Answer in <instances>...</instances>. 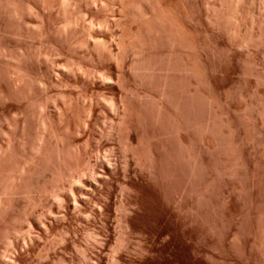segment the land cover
<instances>
[{"label":"bare ground","instance_id":"6f19581e","mask_svg":"<svg viewBox=\"0 0 264 264\" xmlns=\"http://www.w3.org/2000/svg\"><path fill=\"white\" fill-rule=\"evenodd\" d=\"M118 1L121 16L118 19L115 18L113 23V18L110 19L108 15L101 17L95 14L101 9L106 11L107 8L112 7L111 0H60L64 13L66 10L83 12L89 22L84 30V28L80 29L79 22L69 18L65 20L64 25L55 27L53 30L46 25L43 18L45 8L50 9V5L47 7L44 5V9L37 10L35 5L29 3L25 4L24 8V5L22 6L24 0H0V41L5 37L2 12L11 18H23L25 14L23 8H28L38 16L40 15L38 37L42 45L48 46L33 59L30 51L18 46L20 64L9 71L12 91L2 90L3 102L11 100L20 102L22 101L21 93L32 97L31 94L34 91L39 92L40 97L35 99L39 107V134L32 145L31 156H27L26 151L32 143L31 126L28 123V120L32 121V118L28 119V116L23 122H20L19 118L16 119L15 116L21 117L24 114L23 104H1L0 106L1 115H14L15 119L22 123L15 125L17 122L15 120L14 128H8L7 146L0 147V194L6 195L5 201L0 199V210L15 208L18 196L22 193H34V201L43 204L46 199L44 194L48 191H56L60 208L66 217L69 216L70 226L71 223L75 225L81 212L88 211L84 209L86 202L82 195L88 194L86 186L90 185L99 192L103 191L106 196L104 203L100 201V207L90 210L91 213L103 215L107 223L108 219L114 216L115 223L120 227L115 246L116 253L130 247L131 236L136 232L132 217L141 207L140 194L144 189L169 203L172 207L169 214L176 222L179 219L196 221L194 194L196 168L199 160L204 164L208 162L210 158L208 153L213 147L210 136L213 132L211 112L204 107V110L208 112L202 113L204 111L201 112L203 110L201 104H205L206 108L210 107L215 88V69L211 63V51H209L211 48L209 49L208 44L212 42L210 40L212 29L209 28L212 18L208 12L199 15L195 13L197 16L194 13L185 12L181 4L184 2L181 0ZM224 1L218 4L224 7L228 4L227 2L224 5ZM231 1L232 12L229 13L231 16L228 15L233 21L230 20L232 25L236 22L234 25L237 26L240 5L251 3L252 0ZM242 6L244 8V5ZM227 10L230 12L229 9ZM239 20V24L242 23L243 20ZM114 24L116 26L119 24L122 28L117 39L114 37ZM237 28L240 29L239 25ZM52 31L57 33V38H51ZM198 31H201L200 33L203 31L205 40L209 41L205 43L206 46H202L203 43L198 41L197 36H200ZM80 33H84V37ZM263 34L261 31L258 35L261 38ZM242 37L243 42L252 38L248 34ZM58 40L69 44L68 49L72 51L71 55L74 56L77 53L79 56L74 57H80V60L75 58L77 60L74 62L77 63L75 69L74 67L69 69L70 64L62 67L63 76L57 74L53 76L51 69L53 66L46 60V57H55L62 51ZM53 43L54 49L50 47ZM78 49H80L79 52ZM86 60L90 62L92 69L88 67V63L83 62ZM31 65L35 67V70ZM54 84L68 89V92L75 88V91L80 90L79 93H91L90 100L87 98L89 104H87L83 132L80 131L75 135V139L79 135H86V142L83 143L86 145L83 151H79L82 152V160L86 167L80 173L76 170L77 174L73 172L75 170L73 163L76 158L81 160L80 157L73 158V154L75 157L76 153L72 154L73 150L69 152L66 134L61 135L53 128L52 118L56 117V114L60 122L62 120L66 122L64 129L67 131L68 127L70 128L69 123L67 126L69 106L66 105L64 110L55 113L50 109L53 102L47 95L52 91ZM99 100L102 103L104 101L103 108H99ZM101 109L103 113L107 111L105 114L102 113V116ZM200 112L203 116L205 115L202 122L199 121ZM108 113L107 118L110 119L108 121H110L111 129L108 132L100 131L98 126L103 120L107 121L105 115ZM199 130L202 131L201 138L205 154L198 149L202 147L199 143ZM116 139L121 142L119 155L114 147ZM89 144L95 145L96 154H93V150H89ZM77 146L76 148L81 150ZM102 150L107 151L105 165H100L99 161ZM7 162L15 163L13 168L9 166L11 170L5 168ZM79 164L77 162V165ZM67 173H71L73 177L70 178L72 179L70 181L72 182L71 195L62 194L59 191L67 185V179H65ZM85 174L92 177V180H87ZM183 182L186 183L183 185L185 187L182 188L183 190L176 188ZM169 186L175 188L172 192L168 190L170 194L167 192ZM50 211L55 214L60 209L53 208ZM58 222L60 223L58 219H53V223H49L46 229L56 227ZM38 226L39 222H31L28 231L30 239L34 240L33 229ZM74 227L69 231L65 228L66 233L74 232L75 234L76 227ZM65 231L60 239L64 245L69 241ZM92 237L93 244H96L98 241L96 234H92ZM142 242L140 246L145 248V240ZM52 246L54 248L56 245ZM87 246L83 250L85 256L90 255ZM104 246V243L100 245L101 248ZM27 247L30 250L31 246ZM49 248L51 246L48 247V252L43 254L45 258H48L49 251L53 250ZM15 254L19 258L18 263L23 264L24 255L17 251ZM120 259L117 254H114L111 264L119 263ZM102 261L100 252H97L94 264H102ZM0 264L8 263L0 261Z\"/></svg>","mask_w":264,"mask_h":264},{"label":"rangeland","instance_id":"374dc122","mask_svg":"<svg viewBox=\"0 0 264 264\" xmlns=\"http://www.w3.org/2000/svg\"><path fill=\"white\" fill-rule=\"evenodd\" d=\"M111 1L112 7L107 8L106 11L99 9V12L95 11L98 13H94L101 17L108 15L110 19L113 18L112 22L115 23V18L118 19L121 16V7L118 0ZM181 1L184 2L181 4L185 12L197 15L208 12L212 18L209 24L213 38L210 39L212 40V42L210 41L211 45L209 41L208 43L205 40L203 31L202 33L198 31L200 36H197L198 41L203 43L202 46H206L205 43H208L209 49L211 48L209 51H211V63L215 69V88L210 107L206 108L205 104H203L205 106L201 104V109H203L201 112L204 111L202 113L208 112L205 110L209 109L211 112L213 132L210 136L213 147L209 150L208 162L204 164L199 160L197 165L199 169L196 168L197 176L195 175L194 183L196 221L179 219L176 222L169 214V210L172 208L169 203L163 198L160 200L151 191L144 189L140 194L141 207L132 217L136 232L131 236L130 247L116 253L115 246L120 233V227L115 223L116 218L111 216L107 223L103 215H95L90 211L100 207V201L104 203L106 196L103 191L99 192L90 185L86 186L88 194L85 193L82 196L86 202L84 209L88 211L81 212L76 221L77 224L71 223V226L69 216L66 217L60 208L56 191L46 192L43 204L34 201V193L25 192L18 196L15 208L0 210V261L19 264V258L15 254L17 251L25 257H23V264H94L97 252H100L102 256V264H111L114 254L121 258L117 264H264V34L261 38L258 35L261 31L264 33V0L242 3L244 8L242 5L239 7L237 26H235L236 22L233 25L231 23V14H229L232 12L230 9L232 8L230 7L231 0H225L226 2L221 0L224 1V5L227 2L229 4L224 7L218 4L221 2L220 0ZM22 3H24L22 4L24 8L28 3L35 5L37 10L44 9V5L46 7L50 5V9L45 8L43 18L46 25L53 30L55 27L64 25L65 20L69 18L79 22L80 29L87 28L89 19L84 16V13L76 10H66L64 13L60 0H24ZM83 4L85 3L83 2ZM24 8L23 18H11L2 12L5 37L0 41V106H2L1 104H23L24 114L21 117L15 116L16 119L19 118L20 122H23L28 116V119L32 118V121L28 120L31 126L32 143L26 151L27 156H31L32 145L39 134V107L35 101L37 97H40L39 92L34 91L31 94L32 97L21 93L20 100L22 101L20 102L13 100L3 102L1 98L2 90L12 91L9 71L20 64L18 59L20 48L18 46L30 51L32 59L38 57L40 51L48 47L47 44L42 45L38 37L40 15ZM227 9L230 12H227ZM196 14L195 16H197ZM239 19L243 20L240 24ZM238 25L240 31L238 28L236 29ZM114 26V37L117 39L122 28L119 24L117 26L114 24ZM244 34H248L252 38L243 42ZM80 35L84 37V33H80ZM51 38H57V33L53 32ZM206 39L208 38L206 37ZM58 42L57 45H59ZM59 43L62 51L56 46L60 49V54L58 53L55 57H46L49 64L53 66L51 67L53 76L56 74L63 76L62 67L67 64L71 65L68 66L69 69L72 67L75 69L77 64L74 63L75 58H80L77 57L79 56L77 53L74 54V56L77 55L76 57L71 55L72 51L68 49L69 44L66 43V45L63 41ZM51 45L50 47L54 49V43ZM115 51L117 52V48ZM83 62L88 63V67L92 69V66L89 65L90 62L87 60ZM20 66L24 67V65ZM31 67L35 70L34 66L31 65ZM33 68H31L32 72H34ZM32 74L34 75V73ZM75 90L74 88L68 92V89L54 84L52 91L47 96L53 102L50 109L54 113L64 110L66 105L70 107L67 111V113L69 112L67 126L69 123L70 128L68 127L67 131L64 129L66 122L64 120L60 122L57 114L52 118L53 128L61 135L66 134L69 152L73 150L71 153H76L75 157L73 154V158L80 157L81 160L74 159L73 168L75 167V170H71L73 172L77 170L76 172L80 173L86 167L82 160V152H79L83 151V147L86 145L83 144L86 142V135H79L76 139L75 135L82 131L86 122L87 104H89L91 93L88 92L87 96L86 92H81V94L80 90L77 89L78 92ZM95 100L97 101V99ZM98 102L96 103L99 104V108H103L104 101L103 103L100 100ZM101 110L102 116L104 111ZM201 112L199 114L200 122L205 116ZM1 116L0 147H6L9 129L14 128L13 124L16 119L14 115ZM105 116L107 121L103 120L105 123L102 121V126L99 124L98 129L108 132L111 129L110 121H108L110 119L107 118L109 113ZM105 116L103 115V117ZM19 120H16L15 125L22 124L19 123ZM199 132V143L202 144L203 149L201 146L198 149L205 154L201 138L202 131L199 130ZM69 140H73V142H69ZM114 143L115 150L119 155L121 142L116 139ZM82 144L83 146H81ZM89 147V150H93V154H96L95 145L89 144ZM106 153V150L101 151L100 165H105ZM77 162L81 164L77 165ZM7 164L8 162L5 164L7 169L10 168L9 166L13 168L15 165V163ZM72 174H68L65 178L67 185L59 190L62 194H72V182L70 183L72 180L70 178H73ZM85 178L89 181L92 180L88 174H85ZM4 183L6 184V181ZM184 184L186 183L183 182L182 186L178 185L176 188L183 190ZM168 188L167 192L170 194L174 187L169 186ZM5 197L6 195L0 194L2 201H5ZM53 208H59L60 211L52 214L50 210ZM53 219H58L60 223L58 222L56 227L46 229L49 223H53ZM33 221L39 222V226L33 229L34 240L30 239L28 234ZM68 227L70 229L74 227L76 233H66L65 230ZM63 230L69 240L67 245L60 241L64 236ZM92 234H96L98 239L96 244H93ZM143 240L146 243L145 248L140 246ZM102 243L105 244L103 248L100 247ZM50 244L56 246L53 248ZM27 246H31L30 250ZM49 246L53 250H50L49 257L45 258L43 254L48 252ZM86 246L90 250L89 256H85L83 252Z\"/></svg>","mask_w":264,"mask_h":264}]
</instances>
